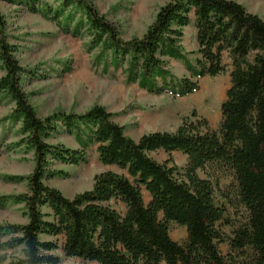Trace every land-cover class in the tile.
<instances>
[{"label": "trees", "instance_id": "16d2710c", "mask_svg": "<svg viewBox=\"0 0 264 264\" xmlns=\"http://www.w3.org/2000/svg\"><path fill=\"white\" fill-rule=\"evenodd\" d=\"M5 1L25 4L73 36L88 35L85 47L94 53L93 63L102 74L122 69L128 84L153 95L188 96L200 89L199 79L220 75L229 64L232 69L218 131L206 118L187 117L174 132L153 131L136 140L102 105L42 118L24 89L27 70L0 12L5 69L0 97L14 103L0 125L20 124L21 138L14 145L33 151L35 160L30 174L2 177L27 184V192L0 195V208L23 204L28 221L0 224V264H58V256L45 253L58 244L45 235L63 236L67 256L99 264H264V18L236 0H170L141 37L125 39L88 0ZM192 14L198 41L194 59L180 45ZM164 56L180 61L189 75L172 72ZM60 129L80 147L48 142ZM93 144L103 164L122 172L97 174L91 189L73 197L45 183L46 177L64 174L53 163H85ZM160 150L185 154L184 169L151 156ZM206 169L233 176L234 221L226 219V208L216 202L211 176H201ZM170 222L186 228L184 243L171 237ZM222 222L233 226L231 236L221 231ZM221 243L229 244L227 255Z\"/></svg>", "mask_w": 264, "mask_h": 264}, {"label": "rangeland", "instance_id": "374dc122", "mask_svg": "<svg viewBox=\"0 0 264 264\" xmlns=\"http://www.w3.org/2000/svg\"><path fill=\"white\" fill-rule=\"evenodd\" d=\"M53 2L59 0H51ZM101 14L114 22L125 39L141 37L154 21L155 16L165 3L170 0H88ZM249 11L264 18V0H236ZM0 12L6 17L11 43L17 46L16 56L20 64L27 70L23 77V86L31 104L36 108L39 117H45L56 111H75L84 113L94 105H102L112 112L114 120L125 127L126 134L139 139L143 134L153 131L174 132L185 118L198 120L206 118L214 130H219L222 121L221 105L226 100L231 86V65L217 76H206L199 79L200 89L188 96L153 95L140 89L137 84H128L122 69H110L107 75L93 63L94 53L85 47L89 36L76 37L62 31L52 20L38 12H32L25 4L10 3L0 0ZM184 52L196 57L198 49L195 17L184 28L180 42ZM167 66L178 76L189 75L180 61L163 57ZM69 66L70 69L67 68ZM5 74L0 62V78ZM14 103L6 97H0V120L13 109ZM196 112V115H194ZM20 124L6 121L0 125V195L24 193L28 191L25 182L5 181V174H30L35 165L34 153L24 146H15L21 135ZM48 142L63 143L71 148H79L72 134L60 129ZM151 156L159 162H168L184 169L187 157L182 152H152ZM87 162L79 165L53 163L52 168L63 170L64 174L46 177L45 183L60 189L66 196L73 197L77 193L91 189L95 176L104 171L122 172L117 166L105 165L99 159L97 144L87 149ZM201 176L209 177L215 185L216 202L226 208V219L234 221L238 218V207L233 195L234 178L230 173L200 171ZM220 174L219 178L215 176ZM146 202L149 193L143 189ZM123 210L122 204L116 205ZM28 217L23 204L9 203L0 208V224L26 223ZM221 231L228 236L233 233L230 223H220ZM170 235L179 242L187 240L184 226L170 222ZM54 240L58 247L45 252L60 258L58 264H99L77 257H69L63 250V236H43ZM221 251L227 255L230 251L228 243L220 244ZM143 264V263H141ZM165 264V263H162Z\"/></svg>", "mask_w": 264, "mask_h": 264}]
</instances>
